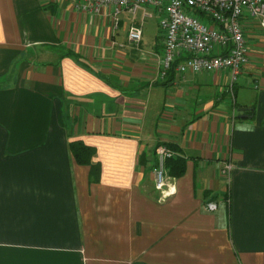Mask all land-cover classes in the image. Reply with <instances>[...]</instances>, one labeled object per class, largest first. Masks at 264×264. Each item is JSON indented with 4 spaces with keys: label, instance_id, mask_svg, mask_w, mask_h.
<instances>
[{
    "label": "crops",
    "instance_id": "1",
    "mask_svg": "<svg viewBox=\"0 0 264 264\" xmlns=\"http://www.w3.org/2000/svg\"><path fill=\"white\" fill-rule=\"evenodd\" d=\"M111 9L0 0V264H264V28L241 18L249 61L231 84L162 74L154 10L114 28ZM158 144L185 160L162 190Z\"/></svg>",
    "mask_w": 264,
    "mask_h": 264
},
{
    "label": "built area",
    "instance_id": "2",
    "mask_svg": "<svg viewBox=\"0 0 264 264\" xmlns=\"http://www.w3.org/2000/svg\"><path fill=\"white\" fill-rule=\"evenodd\" d=\"M75 8L98 12L112 8L114 28L118 25V14L122 9L134 14L142 7H151L158 18V28L163 36L161 64L163 72L174 68L179 74L187 72L228 71L233 84L244 65L249 61L241 23L243 16L257 19L264 28V0H72ZM110 10V9H109ZM149 15V14H147ZM211 23L205 24L200 18ZM141 28L133 25L127 37L138 43ZM182 56V59H178ZM156 165L153 182L157 190L166 184V161L180 154L165 144L155 147ZM234 165L226 161L220 175L228 183ZM209 208H215L209 204Z\"/></svg>",
    "mask_w": 264,
    "mask_h": 264
},
{
    "label": "trees",
    "instance_id": "3",
    "mask_svg": "<svg viewBox=\"0 0 264 264\" xmlns=\"http://www.w3.org/2000/svg\"><path fill=\"white\" fill-rule=\"evenodd\" d=\"M69 147L77 163L90 167L91 181H96L100 175V163L93 161L95 149L85 145L81 140L71 141ZM166 167L170 168L171 174L179 176L184 172L185 160L179 156L170 158L166 161Z\"/></svg>",
    "mask_w": 264,
    "mask_h": 264
},
{
    "label": "rangeland",
    "instance_id": "4",
    "mask_svg": "<svg viewBox=\"0 0 264 264\" xmlns=\"http://www.w3.org/2000/svg\"><path fill=\"white\" fill-rule=\"evenodd\" d=\"M201 21H203L205 24L209 25L211 23V21H209L208 19L206 18H200Z\"/></svg>",
    "mask_w": 264,
    "mask_h": 264
},
{
    "label": "water",
    "instance_id": "5",
    "mask_svg": "<svg viewBox=\"0 0 264 264\" xmlns=\"http://www.w3.org/2000/svg\"><path fill=\"white\" fill-rule=\"evenodd\" d=\"M247 115H242V117H246Z\"/></svg>",
    "mask_w": 264,
    "mask_h": 264
}]
</instances>
